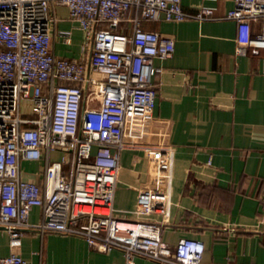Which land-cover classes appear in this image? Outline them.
I'll use <instances>...</instances> for the list:
<instances>
[{"label":"crops","instance_id":"obj_1","mask_svg":"<svg viewBox=\"0 0 264 264\" xmlns=\"http://www.w3.org/2000/svg\"><path fill=\"white\" fill-rule=\"evenodd\" d=\"M185 10L215 8L214 19L144 20V28L174 38L175 50L155 57L152 107L129 109L120 150L114 214L161 225V238L205 243L200 264H264V48L236 52L261 30L260 19L222 17L234 0H181ZM53 51L87 57L84 32L69 8L54 4ZM125 31L131 30L125 21ZM70 32L66 41L61 32ZM96 76L101 74L94 73ZM101 93L83 85L82 110L98 107ZM25 115L30 100H21ZM94 148L93 152H95ZM71 151L56 149L51 160ZM46 157L21 160L24 178L43 183ZM69 164H64L67 171ZM151 206L143 212V205ZM41 218L32 208L30 222ZM17 253L35 264H127L117 248L98 250L81 236L25 228L17 240L0 227V255ZM134 264H164L135 257Z\"/></svg>","mask_w":264,"mask_h":264},{"label":"built area","instance_id":"obj_2","mask_svg":"<svg viewBox=\"0 0 264 264\" xmlns=\"http://www.w3.org/2000/svg\"><path fill=\"white\" fill-rule=\"evenodd\" d=\"M54 4L66 5L84 32L87 57L53 51ZM217 17L212 6L190 12L181 0H0V226L11 240L31 228L81 236L98 250L117 248L127 264L138 256L164 264H200L202 239L185 236L170 245L162 240L159 223L117 217L114 196L129 109L155 104L153 59L175 50L173 37L141 23ZM222 17L260 19L261 30L238 44L236 52L264 48V0H234ZM125 21L130 31L124 30ZM61 35L70 41L69 31ZM84 84L101 93L100 106L82 110ZM21 100H30L32 115L22 111ZM56 149L71 151L72 157L51 160ZM43 155V183L24 178L21 160ZM35 206L41 218L30 222ZM150 210L143 205V212ZM0 264L35 263L9 253L0 255Z\"/></svg>","mask_w":264,"mask_h":264},{"label":"water","instance_id":"obj_3","mask_svg":"<svg viewBox=\"0 0 264 264\" xmlns=\"http://www.w3.org/2000/svg\"><path fill=\"white\" fill-rule=\"evenodd\" d=\"M0 227L4 228L3 226H0Z\"/></svg>","mask_w":264,"mask_h":264},{"label":"rangeland","instance_id":"obj_4","mask_svg":"<svg viewBox=\"0 0 264 264\" xmlns=\"http://www.w3.org/2000/svg\"><path fill=\"white\" fill-rule=\"evenodd\" d=\"M22 109H25V108H22Z\"/></svg>","mask_w":264,"mask_h":264}]
</instances>
